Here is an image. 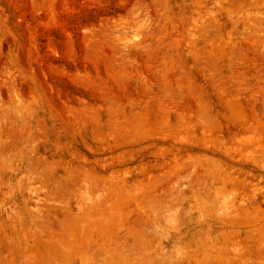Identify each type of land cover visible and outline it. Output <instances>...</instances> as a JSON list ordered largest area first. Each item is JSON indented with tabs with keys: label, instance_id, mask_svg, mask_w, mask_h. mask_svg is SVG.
Instances as JSON below:
<instances>
[{
	"label": "rangeland",
	"instance_id": "1",
	"mask_svg": "<svg viewBox=\"0 0 264 264\" xmlns=\"http://www.w3.org/2000/svg\"><path fill=\"white\" fill-rule=\"evenodd\" d=\"M0 264H264V0H0Z\"/></svg>",
	"mask_w": 264,
	"mask_h": 264
}]
</instances>
